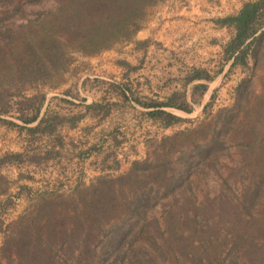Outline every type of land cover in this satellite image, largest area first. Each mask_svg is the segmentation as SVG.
I'll list each match as a JSON object with an SVG mask.
<instances>
[{"label":"trees","instance_id":"trees-1","mask_svg":"<svg viewBox=\"0 0 264 264\" xmlns=\"http://www.w3.org/2000/svg\"><path fill=\"white\" fill-rule=\"evenodd\" d=\"M159 1L0 0V113L10 112L3 101L13 92L57 86L53 79L64 69L67 47L94 53L126 40ZM216 23L234 33L222 46L217 70L194 67L185 75L190 99L174 90L161 101L134 100L163 127L182 122L186 119L164 108L192 112L230 62L227 72L235 67L245 72L233 103L162 136L127 172L97 177L69 194L72 227L61 223L68 215L64 208L59 222L47 212L59 231L45 225L39 233L49 252L71 247L68 264H264V0L246 1ZM45 99V93L26 99L30 104L16 115L23 124L0 120L30 133H51L63 118L46 110L39 117ZM213 99L214 94L204 111ZM96 106L102 105L86 108ZM81 116H71L68 124ZM20 157L6 154L0 164Z\"/></svg>","mask_w":264,"mask_h":264},{"label":"rangeland","instance_id":"rangeland-1","mask_svg":"<svg viewBox=\"0 0 264 264\" xmlns=\"http://www.w3.org/2000/svg\"><path fill=\"white\" fill-rule=\"evenodd\" d=\"M190 1L160 0L147 9L140 27L128 39L117 41L101 51L90 53L67 47L64 69L53 79L59 82L57 86L35 84L5 97L3 102L7 101L12 108L9 113H0V119L23 124L16 118L21 113L19 107L30 104L26 101L28 97L45 93L50 100L45 107V99L39 117L46 110L48 115L59 114L63 122L53 132L41 134L11 127L0 120V158L6 154L20 153L22 159L0 164V264H62L63 257L66 258L63 264H66L70 261L67 255H70L71 247H64L65 254L63 250L49 252L45 248L43 235L39 234L45 225H52L55 227L52 231H59L60 225L47 218V212L49 216L57 217L59 222L63 218L64 208H67V219L61 223L71 228V208L66 207V200L74 190L88 186L97 177H115L127 172L131 163L143 159L162 136L193 127L214 115L218 109L233 103L234 89L245 72L241 67L227 72L230 62L208 84L210 96L205 100L202 97L201 105L198 106L200 102L194 104L196 107L192 112L164 108L186 119L182 122L168 127H163L157 121V125L149 123L152 119L146 115L148 109L134 100L135 97L144 99L150 96L161 101L174 90H184L190 99L191 84H183L190 69L205 68L210 74L218 69L221 55H217L218 50L210 49L209 44L212 39L225 38L232 33L231 26L216 23L217 19L236 12L234 9L227 11L221 6L231 4L232 0H197L195 4ZM197 4L204 5V16L190 23L189 36L173 38L170 35L167 38L173 39V42H167L166 38V46H162L157 35L168 15L184 6ZM26 5L30 6L29 3ZM153 21L158 25L150 28ZM152 28L155 35L141 34ZM195 33H199L197 38L193 36ZM118 60L130 67L118 64ZM106 64L118 68L117 79L105 74ZM79 92L87 97H81ZM212 94L214 99L204 111V105L210 101ZM92 103L102 106L87 110L86 105ZM23 112L27 113L28 109ZM88 112H99L101 115L97 116V120L109 114L112 122L120 125L113 126L98 138L93 137L92 129L78 138L70 136L62 128L74 127ZM78 114L82 115L81 118L70 126L69 118ZM94 153L111 160L112 157H120L130 164L126 170L119 172L98 173L95 168V174H88L89 168L85 167L90 164L87 160ZM55 240L56 243L60 241V236H56ZM51 255L55 256V260Z\"/></svg>","mask_w":264,"mask_h":264},{"label":"crops","instance_id":"crops-1","mask_svg":"<svg viewBox=\"0 0 264 264\" xmlns=\"http://www.w3.org/2000/svg\"><path fill=\"white\" fill-rule=\"evenodd\" d=\"M246 1H249V0H236V1L232 0L231 4H226V5H221V6L224 7L225 10H227V11H232L234 9L237 12L241 8L242 4ZM190 2L195 4L198 1L197 0H193V1L191 0ZM201 6H202V8H201ZM201 6L199 4H197L196 6L195 5H192V6L188 5V6L182 7L180 10L176 11L175 13L174 12L170 13V15H168L169 16L168 19L166 20V22L163 25V28L161 29L162 31L159 30L160 33H158V35H157L160 39L158 41L162 42L161 45L166 46L165 39L167 37H170V35H172L173 38H174V36L183 37L184 35L188 37L189 36L188 34H190V32H191L190 23L192 24V23H194L193 21L196 22L204 16V11H205V9L203 8L204 5H201ZM154 24L158 25V23L153 21V22H151V25L149 27L151 28L152 26H154ZM231 30H232V33L230 35L227 34V36H225V38L221 37V39L220 38L212 39V42H210L209 48L213 49V50H218L217 55L218 54H219V56L221 55L223 44L225 42H227L230 39V37L233 35V33H234L233 28ZM141 34H147V35H151V36L155 35L153 28L149 31H144V33L142 32ZM193 36L195 38H197L199 36V33H195V35H193ZM167 42H173V39L171 40V39L167 38ZM137 66H140V65H137ZM105 67L107 68V71L105 72V74L109 78L113 77V78L117 79L116 75H117V69L118 68L115 65H111V64H106ZM207 90L209 91V87ZM208 91L205 92L202 100H205V97H207L208 95L210 96V93ZM61 95H63V94H61ZM64 95H65V93H64ZM79 95L81 97H87L82 92H79ZM166 95H169V94H166ZM98 96H100V95H98ZM63 97H67V95L63 96ZM101 97H103V96H101ZM143 97H147V96H143ZM148 97H150V96H148ZM48 100H50L49 95H47L45 107L47 105ZM202 100H201L200 104H198V106L201 105V103H203ZM171 109H174V108H171ZM98 113L94 114V113L88 112V114L86 115V116H88V118H86V116H85L79 122H77L74 127L70 128L68 126H63L62 128L67 130L68 134L70 136H75L78 138L83 136L87 132H90V130L92 129L91 134L93 135V137L98 138L105 131L112 129L113 126L120 125V124H117L116 122H112L110 116H108L109 114L107 116H103V118L97 120V116L99 115V117H100V115H101L100 113L99 114ZM151 121L149 123L154 122L153 123L154 125L158 124V123L156 124L155 121H152V122ZM87 124H91L92 126L91 125L88 126ZM87 138H88V136H87ZM101 143H102V141H101ZM104 145L105 144L102 143V146H104ZM102 158H104V157L100 154H95V153L91 154V156L87 160L90 164H86L87 166L85 167V168H89L88 174L89 173L95 174L97 169H98V171H97L98 173L99 172H102V173L119 172L121 170H126L127 166L130 164L129 162H125L124 160H121L120 157H114V158L112 157V160H111V158H106V157L104 159H102ZM112 161H114V162L111 163ZM95 168H96V170H95Z\"/></svg>","mask_w":264,"mask_h":264}]
</instances>
